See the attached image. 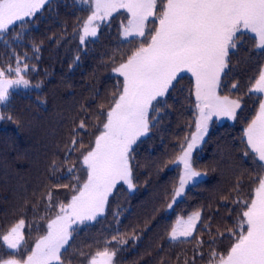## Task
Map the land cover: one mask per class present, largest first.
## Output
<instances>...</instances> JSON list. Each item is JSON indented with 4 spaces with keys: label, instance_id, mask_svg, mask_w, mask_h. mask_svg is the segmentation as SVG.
<instances>
[{
    "label": "trees",
    "instance_id": "16d2710c",
    "mask_svg": "<svg viewBox=\"0 0 264 264\" xmlns=\"http://www.w3.org/2000/svg\"><path fill=\"white\" fill-rule=\"evenodd\" d=\"M89 7L82 0H51L34 17L26 18L27 23L17 22L0 34V69H14L19 57L21 67L28 65L25 78L34 86L12 91L10 103L0 105V114L5 116L0 120V238L23 219L24 256L59 211L56 207L46 211L48 192H52L53 205L66 204L71 186L86 179L82 154L94 144L111 101L122 89L123 77L112 69L131 54L135 44L129 41L144 39L123 36L121 23L129 17L123 9L97 20V37H87L81 45L79 36L91 15ZM157 26L152 17L146 22V32ZM257 51L253 40L245 36L230 54L225 69L229 75L221 76L217 92L232 99L242 96V108L236 120L213 118L208 135L193 149L194 166L206 175L188 185L168 208L182 170L173 161L180 145L195 133L198 116L195 80L181 74L178 82L173 81L174 87L158 98L167 103L158 113L150 111L147 135L133 145L130 163L135 188L117 184L102 214L72 224L70 231H75L61 250L62 264H89L105 247L116 251L113 264H215L212 251L229 249L233 243L229 230L241 210L234 200L252 194L260 173L259 161L244 136L258 110L257 97L248 92L250 82L264 67V56ZM233 83L238 87L233 89ZM81 121L85 129L79 128ZM73 138L78 141L75 146ZM70 147L77 150L69 151ZM73 174L79 181L71 178ZM57 182L69 188H56ZM196 211L201 216L193 235L184 243L170 241L168 233L176 221L187 220ZM9 252L0 239V256L7 258Z\"/></svg>",
    "mask_w": 264,
    "mask_h": 264
},
{
    "label": "snow or ice",
    "instance_id": "6c2138e0",
    "mask_svg": "<svg viewBox=\"0 0 264 264\" xmlns=\"http://www.w3.org/2000/svg\"><path fill=\"white\" fill-rule=\"evenodd\" d=\"M82 2L90 4L88 10L91 15L81 27V45L86 43L87 37H97L100 26L95 23L97 20H105L120 9L126 10L130 16L123 28V36L126 39H144L129 41L135 44L131 54L112 69L119 77H123L122 89L111 101L94 144L82 154L81 164L86 169V179L81 184L71 186L72 195L66 204L57 202L53 205L52 192H48L46 211L53 207L59 211L47 223L46 233L37 239L35 246L26 250V256L22 253L25 221L21 219L15 223L0 238L10 250L7 258L0 256V264H62L61 250L68 244L72 231H75H70L72 224L95 220L97 215L102 214L117 184L122 182L129 190L135 188L130 163L133 145L149 132L150 111L158 113L167 103L166 100L161 103L158 98H163L174 87L173 81L178 82L181 73H190L195 80V107L198 109L196 131L190 139L186 138L185 144L180 145L173 161L177 166H182V170L173 191L172 203L168 204L171 209L189 183H195L206 175L194 166L192 152L208 135L213 117L217 120L222 117L236 120L237 112L242 108V96L232 99L229 95H219L217 92L221 86V76L229 75L225 69L230 63L231 52L248 36L253 40L257 54L264 56V0ZM50 3L51 0H0V34L8 32L17 22L21 26L27 23L26 18L34 17ZM150 17L154 18V22L158 21V26L146 32V22ZM76 59L79 60V56ZM27 71L28 65L21 67L19 57L14 69L11 66L6 71L0 69V105L10 103L15 89L31 87L30 81L25 78ZM13 73L15 78H12ZM237 87V83L232 84L233 89ZM248 92L257 97L258 110L244 129V136L247 146L259 161L260 173L254 181L252 194L234 200L241 210L235 226L229 230V238L233 243L224 253L212 251L211 258L215 264H264V67L250 82ZM3 119L5 116L0 114V120ZM7 119L11 120L12 117L8 116ZM79 128H86L83 121ZM77 143L73 138L72 145ZM79 147H84L82 141ZM76 150V147L69 148V151ZM245 155L248 153L245 152ZM68 172L73 173V168H69ZM71 178L79 181L75 174ZM54 186L69 188V184L59 182ZM236 190L239 196V185ZM200 216V211H196L186 221L178 219L168 233L169 240L186 242L193 235ZM116 239L113 237V240ZM115 254V250L105 247L91 257L89 264H113Z\"/></svg>",
    "mask_w": 264,
    "mask_h": 264
},
{
    "label": "rangeland",
    "instance_id": "374dc122",
    "mask_svg": "<svg viewBox=\"0 0 264 264\" xmlns=\"http://www.w3.org/2000/svg\"><path fill=\"white\" fill-rule=\"evenodd\" d=\"M90 5V4H89ZM121 10H123V9H120V10H118V11H116V12H119V11H121ZM116 12H114V13H116ZM129 15V14H128ZM152 17H150L149 19H151ZM130 19V16L128 17V20ZM127 23H128V21L124 24L123 22L121 23V25L123 26V28H124V26H126L127 25ZM122 33H123V30H122ZM181 74H190V73H181ZM180 74V75H181ZM191 75V74H190ZM12 78H15V76H14V73L12 74ZM34 88V86L31 84V87H29V88H27V89H25V88H23L22 86L21 87H19V88H17V89H15L14 91H17V90H30L31 88ZM214 119H216L217 120V118L216 117H213ZM222 120H230V119H227L226 117H222V118H220L219 120H217V121H222ZM182 167V166H181ZM198 180V179H197ZM190 184H192V183H189L188 185H190ZM187 185V186H188ZM186 186V187H187ZM98 216V215H97ZM186 221V220H185Z\"/></svg>",
    "mask_w": 264,
    "mask_h": 264
}]
</instances>
